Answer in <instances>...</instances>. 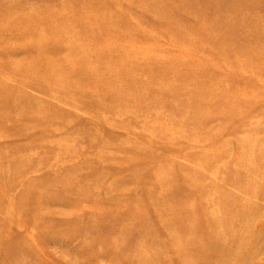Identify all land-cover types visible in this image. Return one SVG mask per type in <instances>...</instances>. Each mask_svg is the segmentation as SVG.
<instances>
[{
  "label": "rangeland",
  "instance_id": "1",
  "mask_svg": "<svg viewBox=\"0 0 264 264\" xmlns=\"http://www.w3.org/2000/svg\"><path fill=\"white\" fill-rule=\"evenodd\" d=\"M0 264H264V0H0Z\"/></svg>",
  "mask_w": 264,
  "mask_h": 264
},
{
  "label": "bare ground",
  "instance_id": "2",
  "mask_svg": "<svg viewBox=\"0 0 264 264\" xmlns=\"http://www.w3.org/2000/svg\"><path fill=\"white\" fill-rule=\"evenodd\" d=\"M255 253H256V252H251V253L249 254V256H248V257H251V256H253ZM246 257H247V256H246Z\"/></svg>",
  "mask_w": 264,
  "mask_h": 264
}]
</instances>
